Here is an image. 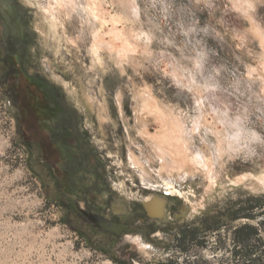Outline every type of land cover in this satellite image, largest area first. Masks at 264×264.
Segmentation results:
<instances>
[{"label": "rangeland", "instance_id": "1", "mask_svg": "<svg viewBox=\"0 0 264 264\" xmlns=\"http://www.w3.org/2000/svg\"><path fill=\"white\" fill-rule=\"evenodd\" d=\"M7 3L28 16L32 67L83 114L114 195L131 211L177 206L114 240L81 233L74 190L64 200L57 164L26 145L0 80V264H264V228L235 238L264 207L202 224L264 203V0H0L8 16Z\"/></svg>", "mask_w": 264, "mask_h": 264}, {"label": "flooded vegetation", "instance_id": "2", "mask_svg": "<svg viewBox=\"0 0 264 264\" xmlns=\"http://www.w3.org/2000/svg\"><path fill=\"white\" fill-rule=\"evenodd\" d=\"M7 5L9 15L0 12L4 26L0 32L2 89L17 112L16 121L26 145L30 149L38 147L46 156L47 166H52V161L57 164L60 172L55 179L60 184L61 197L66 200L74 190L71 211L81 225L78 230L87 237L97 233L114 240L134 230L130 227L133 221L145 226L163 220L168 209L177 206V199L164 200V216L153 217L145 203L147 198L131 211L123 197L114 195L107 159L92 144L94 140L83 114L58 85L30 64L34 32L27 25L28 16L12 3ZM173 213L176 220L180 219L177 212ZM202 224L209 227L207 221ZM182 228L191 230V223Z\"/></svg>", "mask_w": 264, "mask_h": 264}, {"label": "trees", "instance_id": "3", "mask_svg": "<svg viewBox=\"0 0 264 264\" xmlns=\"http://www.w3.org/2000/svg\"><path fill=\"white\" fill-rule=\"evenodd\" d=\"M248 202V207L245 208H236L235 204L233 202H230L227 204L226 208L222 209H217L214 210L213 214L208 216L207 222L209 223V228H215L219 226V224L224 220V219H232V220H237L241 217H248L251 219L257 220L258 217L257 215H252L249 213H245V210L253 209L254 207H259L263 208L264 203L261 202L259 197H255L252 199L247 200ZM264 215V212L262 213ZM264 228V220H259V226H255L251 223H246L245 225L241 226L240 228H237L235 231V238L240 239V235L238 233L243 232V238L242 240L247 243L248 241L251 240V238L255 237L261 240V229ZM194 231V230H193ZM184 236L183 239L186 237H192L191 232L192 229H185L184 231ZM165 264H174V263H165Z\"/></svg>", "mask_w": 264, "mask_h": 264}, {"label": "bare ground", "instance_id": "4", "mask_svg": "<svg viewBox=\"0 0 264 264\" xmlns=\"http://www.w3.org/2000/svg\"><path fill=\"white\" fill-rule=\"evenodd\" d=\"M146 206H148V209L150 211V214L152 216L156 217H163L165 214V201L162 198L154 197L151 199H148L146 202Z\"/></svg>", "mask_w": 264, "mask_h": 264}]
</instances>
